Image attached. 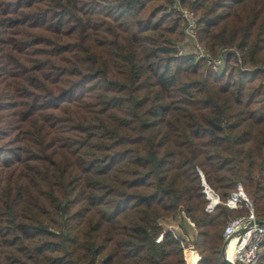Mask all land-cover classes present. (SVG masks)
Returning a JSON list of instances; mask_svg holds the SVG:
<instances>
[{
	"label": "trees",
	"instance_id": "16d2710c",
	"mask_svg": "<svg viewBox=\"0 0 264 264\" xmlns=\"http://www.w3.org/2000/svg\"><path fill=\"white\" fill-rule=\"evenodd\" d=\"M169 2L0 0V264H224L199 171L264 220V0H181L220 75Z\"/></svg>",
	"mask_w": 264,
	"mask_h": 264
},
{
	"label": "built area",
	"instance_id": "2783aa9c",
	"mask_svg": "<svg viewBox=\"0 0 264 264\" xmlns=\"http://www.w3.org/2000/svg\"><path fill=\"white\" fill-rule=\"evenodd\" d=\"M172 9L175 10L181 20L184 40L177 45V54L179 56H188L190 54L195 61H205L210 69L217 74L226 73L225 64L228 55H233L241 60L240 51L236 47L222 48L218 55L213 54L198 40L197 35V17L195 12L182 5L181 0H172ZM189 45L190 52L186 46ZM201 177L202 193L205 196L207 204L205 212H213L219 205H224L231 211L245 209L247 213L231 216L227 219L222 237L228 238L242 223L246 220H252L253 225L241 233L233 252L234 264H258L264 257V223L256 224L258 219L255 216V210L252 202L247 197L240 183L236 185L234 191L223 201L220 196L209 187L203 174L199 171ZM189 242L188 236L185 237ZM188 250H194L190 245ZM189 264V263H188ZM193 264V263H192Z\"/></svg>",
	"mask_w": 264,
	"mask_h": 264
},
{
	"label": "water",
	"instance_id": "95a60500",
	"mask_svg": "<svg viewBox=\"0 0 264 264\" xmlns=\"http://www.w3.org/2000/svg\"><path fill=\"white\" fill-rule=\"evenodd\" d=\"M256 224H263L264 220H257L255 221ZM253 225L252 220H246L244 223H242L228 238H226L223 241L222 247H221V257L222 262L224 264H234L233 262V252L235 249V246L238 242V239L245 230L250 228Z\"/></svg>",
	"mask_w": 264,
	"mask_h": 264
},
{
	"label": "rangeland",
	"instance_id": "374dc122",
	"mask_svg": "<svg viewBox=\"0 0 264 264\" xmlns=\"http://www.w3.org/2000/svg\"><path fill=\"white\" fill-rule=\"evenodd\" d=\"M172 0H170V2H169V4H167L166 5V7H164L163 8V11L162 12H160L159 14H170L171 15V18H178L179 16H178V14H177V12L175 11V10H173L172 9ZM159 14H158V16L157 17H159ZM181 21V20H180ZM182 32H183V28H182ZM183 42V40L180 42V41H177V43H182ZM176 43V44H177ZM186 48H187V50H189L188 51V53L190 52V48H189V45H187L186 46ZM182 57H190V58H192L193 59V57L190 55V54H188V56H182ZM194 60V59H193ZM195 61V60H194ZM253 204V203H252ZM232 213H230V216H234L236 213L238 214V212H234V211H231ZM188 221V220H187ZM185 223H184V230H185V233H187V231H188V238L190 239L189 240V242H187L186 241V239H185V243H186V247H187V250H188V248H190L189 246H190V243H191V241H193V238H194V236H195V234H196V232H195V229H193L192 227H191V225H189L186 221H184ZM166 225H165V227H167V228H172V229H174V230H176V231H180V227L178 226V224L179 223H176V222H168V223H165ZM191 224V223H190ZM222 247V246H221ZM194 248V247H193ZM190 250V249H189ZM191 251V253H192V255L190 256V258H189V260L190 259H193V264H195L194 263V258H195V254H196V251H193V250H190Z\"/></svg>",
	"mask_w": 264,
	"mask_h": 264
},
{
	"label": "crops",
	"instance_id": "0c3cea01",
	"mask_svg": "<svg viewBox=\"0 0 264 264\" xmlns=\"http://www.w3.org/2000/svg\"><path fill=\"white\" fill-rule=\"evenodd\" d=\"M193 228V227H192ZM194 229V228H193ZM178 232V231H177Z\"/></svg>",
	"mask_w": 264,
	"mask_h": 264
}]
</instances>
